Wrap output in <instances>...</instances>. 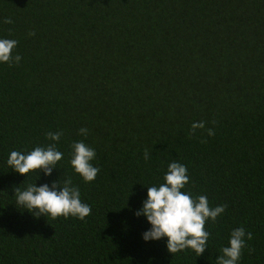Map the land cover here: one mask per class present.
<instances>
[{"label":"trees","instance_id":"trees-1","mask_svg":"<svg viewBox=\"0 0 264 264\" xmlns=\"http://www.w3.org/2000/svg\"><path fill=\"white\" fill-rule=\"evenodd\" d=\"M4 38L21 60L0 63V264H217L238 227L253 238L237 264H264V0H0ZM77 141L96 152L91 182L70 164ZM49 144L63 153L51 175L7 165ZM173 160L182 191L227 206L198 257L145 241L151 225L135 215ZM68 177L92 209L84 220L15 204L16 187Z\"/></svg>","mask_w":264,"mask_h":264},{"label":"clouds","instance_id":"clouds-1","mask_svg":"<svg viewBox=\"0 0 264 264\" xmlns=\"http://www.w3.org/2000/svg\"><path fill=\"white\" fill-rule=\"evenodd\" d=\"M4 23L11 24L13 21L6 17ZM28 35L34 36L35 32H29ZM17 43L15 39H0V63H19L21 57L12 54ZM212 123L215 124V121ZM197 129H205V122H193L191 134L194 135ZM206 131L208 136L215 135L214 128H208ZM78 132L86 136L88 129L80 128ZM62 134V131H57L47 132L45 135L49 140L59 141ZM201 142L207 141L202 137ZM71 147L70 164L75 173L85 182L93 181L99 172V168L91 163L96 157L95 150L83 141L73 142ZM62 158L63 153L56 149L55 144H49L46 147L37 146L27 153L12 151L7 158V165L24 176L30 172L39 174L40 171L51 175ZM144 158L149 159L147 150ZM163 180L158 186L147 187V198L143 201L142 208L135 213L136 216L144 215L151 225L142 237L145 241L166 237L169 253L191 249L198 257L207 248L210 233L205 228L206 223L209 219L215 222L227 206L221 204L213 208L209 206L205 195L194 198L190 193L182 191L189 182L187 168L175 160L168 163ZM58 186L60 190H57ZM15 197L17 207L26 209L37 218L40 215L53 219L72 216L84 220L92 211L88 204L81 201L79 187L73 185L71 177L66 178L62 184L53 181L51 187L47 183L40 186L30 184L25 190L16 187ZM245 237L251 240L253 234L246 233L243 227L233 229L229 245L223 247L216 257L217 264H237L245 247Z\"/></svg>","mask_w":264,"mask_h":264}]
</instances>
